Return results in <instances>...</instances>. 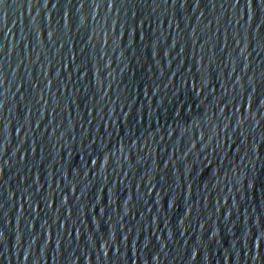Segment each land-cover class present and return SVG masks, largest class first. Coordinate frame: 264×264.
Returning <instances> with one entry per match:
<instances>
[{
	"label": "water",
	"instance_id": "95a60500",
	"mask_svg": "<svg viewBox=\"0 0 264 264\" xmlns=\"http://www.w3.org/2000/svg\"><path fill=\"white\" fill-rule=\"evenodd\" d=\"M0 264H264V0H2Z\"/></svg>",
	"mask_w": 264,
	"mask_h": 264
},
{
	"label": "snow or ice",
	"instance_id": "6c2138e0",
	"mask_svg": "<svg viewBox=\"0 0 264 264\" xmlns=\"http://www.w3.org/2000/svg\"><path fill=\"white\" fill-rule=\"evenodd\" d=\"M0 2H2V0H0Z\"/></svg>",
	"mask_w": 264,
	"mask_h": 264
}]
</instances>
